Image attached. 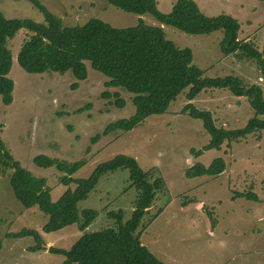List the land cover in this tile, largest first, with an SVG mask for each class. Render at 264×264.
Listing matches in <instances>:
<instances>
[{
	"label": "rangeland",
	"instance_id": "374dc122",
	"mask_svg": "<svg viewBox=\"0 0 264 264\" xmlns=\"http://www.w3.org/2000/svg\"><path fill=\"white\" fill-rule=\"evenodd\" d=\"M65 25L81 24L91 17L115 27L135 25L139 19L159 25L149 13L124 11L106 0H38ZM162 12H168L174 0H156ZM207 15L227 13L239 24L238 37L255 43L264 57V4L260 0H195ZM0 11L7 18L28 17L43 22L44 16L29 0H0ZM165 36L179 47H189L192 61L204 76L233 74L263 89L255 61L236 59L220 52L219 30L191 34L170 25H161ZM30 34L19 29L7 42L12 64L8 76L13 80L12 101L0 100V140L20 164L36 176L45 177L52 201L64 191L59 179L63 173L55 167L36 166L35 155L83 164L72 174L82 178L99 162L115 154L133 156L143 169L164 181L137 228L140 241L165 264H264V132L256 131L239 140L224 142L220 148L203 146L208 132L199 119L181 113L190 102L211 112L217 126H242L253 114L244 96H235L225 88H208L187 100L179 93L162 114L149 115L130 130L102 134L111 121L134 112L131 94L107 87L102 73L86 62L87 76L75 80L69 71L28 73L16 62V52ZM73 82L77 85L72 87ZM108 90L116 97H103ZM192 150H201L194 154ZM222 157L225 168L217 175L187 177V166L197 162L208 165ZM9 169H0V264H61L64 256L48 251L50 246L67 249L81 234L78 223L44 232L47 215L37 207H24L13 196L8 183ZM128 170L116 169L99 177L78 210L95 209L97 216L85 231L113 226L107 212L122 211V221L130 217L136 189L130 186ZM71 187L75 184H70ZM235 192H254L253 200ZM22 228L36 230L42 248L31 235L11 237ZM76 264V263H71Z\"/></svg>",
	"mask_w": 264,
	"mask_h": 264
},
{
	"label": "trees",
	"instance_id": "16d2710c",
	"mask_svg": "<svg viewBox=\"0 0 264 264\" xmlns=\"http://www.w3.org/2000/svg\"><path fill=\"white\" fill-rule=\"evenodd\" d=\"M44 16L43 22L28 17L7 18L0 11V100L8 105L12 101L13 80L7 75L12 55L7 42L19 29L30 32L16 52V62L28 73L53 71L62 74L69 71L75 80L87 76L86 62L102 73L107 87L129 92L134 112L109 122L102 134L96 133L91 141L114 130H130L149 115L162 114L175 97L185 92L187 100L208 88H225L235 96H244L253 114L240 127L217 126L209 110L196 108L187 102L181 113L199 119L208 132L209 139L203 149H218L224 142L239 140L256 131L264 132V94L257 83L244 81L237 75L204 76L203 70L192 61L189 47H179L165 36L162 24L191 34L221 32L219 50L236 59H252L260 77L264 80V57L251 40L238 37L240 24L227 13L207 15L195 0H174L168 12L157 7L156 0H106L127 12L151 14L159 25L147 24L139 19L132 26L115 27L91 17L81 24L65 25L57 15L50 12L38 0H29ZM264 4V0H260ZM77 85L73 82L72 87ZM115 96L117 107L124 105L117 92L106 90L103 97ZM201 150H192L200 153ZM33 163L39 167H55L61 171L60 183L65 186L59 197L52 201L45 177L36 176L24 168L6 149L0 140V169H9L8 183L13 196L24 207L35 206L47 215L41 229L44 232L58 230L78 223L81 234L67 248L50 246L48 251L64 256L61 264H165L141 241L137 228L151 205L157 191L163 190L164 181L153 175V168L143 169L128 154L118 153L96 164L86 177L72 174L83 164L82 160L66 161L46 154L35 155ZM127 169L130 186L136 189L130 217L122 221V211H108L114 225L85 231L98 211L78 210L77 202L85 199L99 177L116 169ZM225 168L222 157L211 160L208 165L199 162L187 166L185 176L217 175ZM70 184H75L71 187ZM255 200L254 192H235ZM11 237L31 235L36 244L29 249L42 248L36 230L22 228L7 234Z\"/></svg>",
	"mask_w": 264,
	"mask_h": 264
}]
</instances>
